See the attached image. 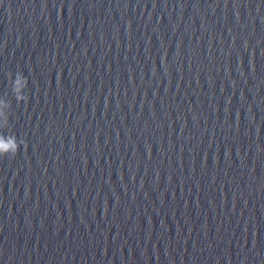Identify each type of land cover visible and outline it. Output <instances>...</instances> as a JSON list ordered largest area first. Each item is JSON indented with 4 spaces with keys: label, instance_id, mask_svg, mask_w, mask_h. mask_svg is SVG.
<instances>
[{
    "label": "water",
    "instance_id": "95a60500",
    "mask_svg": "<svg viewBox=\"0 0 264 264\" xmlns=\"http://www.w3.org/2000/svg\"><path fill=\"white\" fill-rule=\"evenodd\" d=\"M0 133V264H264V0H0Z\"/></svg>",
    "mask_w": 264,
    "mask_h": 264
},
{
    "label": "clouds",
    "instance_id": "9594fccd",
    "mask_svg": "<svg viewBox=\"0 0 264 264\" xmlns=\"http://www.w3.org/2000/svg\"><path fill=\"white\" fill-rule=\"evenodd\" d=\"M22 80L24 81V86H27L28 78L24 74H17L15 79L16 87L14 88V91L17 93L15 99L18 101H27L28 96L20 93ZM22 144H24V141L18 140L15 134L6 136L4 133H0V157L15 156ZM256 151L260 152L264 151V149L258 144Z\"/></svg>",
    "mask_w": 264,
    "mask_h": 264
}]
</instances>
